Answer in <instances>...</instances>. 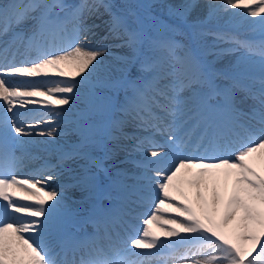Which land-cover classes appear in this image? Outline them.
<instances>
[{
	"label": "snow or ice",
	"instance_id": "snow-or-ice-1",
	"mask_svg": "<svg viewBox=\"0 0 264 264\" xmlns=\"http://www.w3.org/2000/svg\"><path fill=\"white\" fill-rule=\"evenodd\" d=\"M112 7L81 0L61 16L53 9L64 12L62 0H0V264H149L192 238L205 251L185 253L183 264H264V0H215L205 18L231 12L258 38L196 20L189 43L175 38V25L161 22L149 34ZM197 7L185 0L170 11L187 23ZM100 9L129 50L115 72L101 73L107 48L88 42L98 26L84 19ZM222 44L241 52L223 71L206 59ZM75 100L82 107L69 131L77 139L55 146V164L24 150L31 137L57 133L54 119L25 123L29 105L59 119L67 109L58 106ZM129 121L148 133L134 137L138 171L111 176L105 160L122 147ZM26 159L43 162L20 178ZM66 161L77 167L65 169ZM63 171L70 182L57 184ZM85 224L94 232L79 237Z\"/></svg>",
	"mask_w": 264,
	"mask_h": 264
},
{
	"label": "rangeland",
	"instance_id": "rangeland-1",
	"mask_svg": "<svg viewBox=\"0 0 264 264\" xmlns=\"http://www.w3.org/2000/svg\"><path fill=\"white\" fill-rule=\"evenodd\" d=\"M106 1L113 6L112 11L114 13L118 15H124L129 26L133 28L145 27L144 31L149 34L152 33L151 29L153 28V26L155 30L160 25L161 22L163 23L166 22L168 24L175 25L178 29L177 34H179L180 31L183 32L181 28L182 26L188 28V25L191 24V22H193L188 19L187 23H185L179 17L172 15L170 10L173 8H171L170 6V0H144V1L143 0H139V1L138 0H106ZM140 1L144 3H141ZM156 10L162 12V14H165L166 17L157 13ZM118 12H120V14ZM224 18L226 19V13H218L215 17H212L207 21H205L204 19L203 21H205L207 24L210 22H220ZM248 19L251 20L252 18L249 17ZM92 20L89 21V23L101 24L102 26L100 27L101 28L100 30L103 31L106 28V25L104 23L109 20V16L107 14L94 15L92 16ZM96 32H98V30ZM207 39L210 43L212 37H208ZM95 40H96L95 42L91 43L92 45L106 44L107 36L102 37L101 35H98L96 36ZM110 41L111 42L108 43L111 44H109L108 46H104V45H103L104 47L102 45L99 46L102 48H107V52H105L99 58L100 59L99 69L101 70V73H103L104 70L115 72L116 69L121 66V60L118 58L125 57L129 51L126 46L124 47L120 46L122 44V41L115 39L113 36L110 37ZM220 47L225 49V51L219 53L218 55H210L209 60L211 62L227 68H231L236 63H238V60L241 57L240 54L233 52V50H230V53L227 52L226 44H222L220 45ZM133 71L135 72V68H133Z\"/></svg>",
	"mask_w": 264,
	"mask_h": 264
},
{
	"label": "bare ground",
	"instance_id": "bare-ground-1",
	"mask_svg": "<svg viewBox=\"0 0 264 264\" xmlns=\"http://www.w3.org/2000/svg\"><path fill=\"white\" fill-rule=\"evenodd\" d=\"M184 2H185V0H170V6H171V8H178ZM196 2L198 4V7L195 8V9H193L191 11V13H189L188 19L190 21H196V20L203 21L206 17H208V14H209L208 5L210 3H214L215 0H196ZM226 17H230V21H232V22L234 20H238L240 18L239 16H233L231 12L226 13ZM90 18L91 17H88L87 18V22H86L85 25H89ZM212 23H217V22H212ZM94 24L95 23H93L92 25H94ZM246 24L247 23L243 24L242 26H244ZM95 25H97L98 27H94L92 29L91 34H88V42L89 41L91 42L92 40H94V38L96 37V35H98L99 33L103 34L102 33L103 31H100L97 34H95L96 32H93L95 28L96 29H100V27H101V24H99V23H96ZM242 26L239 25V27H242ZM41 99H43V98H41ZM237 99L238 100H241L238 97H237ZM41 105H43V104H41ZM241 105L242 106H246V105L249 106L250 105L249 104V100H245L243 102V104H241ZM36 107H37L36 105H34V106L29 105L28 106L29 109H34ZM58 107L67 109V111L64 113V116L62 118L57 119V118H54V117H50L49 115L47 117V120L54 119L55 122L57 120H61V124L60 125L59 124L53 125L55 122L51 124V127L57 129L56 135L54 137H51V138H49V137H42V136H33V137H31L32 143L29 144V145H27V146L36 145L37 142L38 143H42V144H56V143H62V142L65 143V144H67V143H74V140L73 139L76 138V136H75L74 133H72V132L69 131L70 122L72 121L71 120V114L69 113V110H74L75 112H77L78 110H76V109L78 107H82V105L80 104V102L78 100H75V101H72L71 102V106L70 107L68 105L58 106ZM47 111H49V109ZM24 114H26V113H24ZM46 130H47V126L46 125H44L43 127H40V128L35 129L36 132L46 131ZM25 139H28V138H25ZM128 148H129V146L126 145V146H124V148H122V150H125V149H128ZM37 163H39V162H37ZM76 165H77L76 162H71L70 163V167L67 168V169H75L76 168L75 167ZM69 177H70V173L68 171H63L59 175L57 181L69 180ZM68 193L70 195L71 194L73 195L74 193L76 194V196L79 195V192L76 189H69L68 190ZM189 202H193L191 193H189ZM149 227L151 228L152 231H154V232H156L158 234L163 230L161 227H157V225L155 223L151 224ZM166 227H172V226H166Z\"/></svg>",
	"mask_w": 264,
	"mask_h": 264
}]
</instances>
